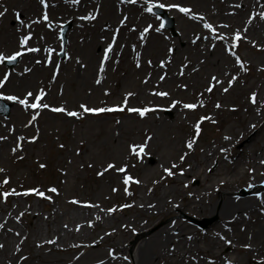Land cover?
I'll list each match as a JSON object with an SVG mask.
<instances>
[{"label": "rangeland", "instance_id": "obj_1", "mask_svg": "<svg viewBox=\"0 0 264 264\" xmlns=\"http://www.w3.org/2000/svg\"><path fill=\"white\" fill-rule=\"evenodd\" d=\"M23 1L29 4L33 0ZM50 1L56 3L53 8L50 7L49 11L51 13L55 7L65 11L70 9L72 7L70 3L73 0H46L47 3ZM19 2L21 0H0V11H3L4 8L8 10L11 7L18 6L17 3ZM159 3H164L166 7L162 9L170 17L174 18L176 34L166 28L160 32L154 30L162 20L153 12L149 13L147 8ZM170 4L191 8L193 13L203 16L204 19L197 18L192 20L177 8L172 10V8L167 7ZM226 4L225 0H147L138 10L140 11L139 15L142 16L144 14L142 21H140V17H137L138 15L135 14V11L131 14L126 11L123 18L126 17L127 19H124L123 28L115 27L114 30L110 28L113 30L111 32L109 28L104 27L109 33L103 37L105 38L103 43L108 39V45L115 40V48L117 46H128L129 48L126 50L127 56L126 53L122 55L123 50L119 53L113 52L111 56L109 53L110 57L105 65V71L100 73L99 68L96 67L98 69L91 72L92 76L90 78L80 82L77 81V78L73 80L72 75V72L75 73L76 71L71 62L73 61L76 64L78 58H73L69 53L72 50L71 45L73 43L69 37L73 32V23L68 19L66 21H58L55 24L57 28L55 38H53V41L49 40L46 44L53 51L51 53L48 50L44 52L48 59L44 64L46 68H44V73L40 75L42 77L31 86V92L35 96L40 89H43L47 95L41 103L46 102L52 107L64 106L68 110L78 111L80 116L71 118L64 113H54L50 109L44 108H29L31 109L29 114L20 115L15 110H12L9 103L0 99V104L2 105L0 109L5 107L11 110L10 115L0 116V136L7 137L5 140H0V168L5 170L0 172V181H3L6 177L10 178L7 185L0 184V194L5 191H11V189H15L18 193H23L28 189L38 188L45 193V196L51 197L50 200L46 198V200L40 201L35 194L26 196L10 195L5 202L2 195H0V218H5L9 210L14 209L13 216L16 219L23 212L24 215L15 224L20 231L26 232V226L34 220L33 215L40 218L47 217L50 212L56 209L59 213H66L71 211L74 206L77 207L79 204L82 206L88 202L99 205L100 208L106 211L110 208L116 209L114 215L118 222L111 223L108 220L107 223H109V231L117 230L118 236L122 239L124 237L123 227L130 226L129 216L131 214L136 215L133 209L124 207V205H129L131 200L138 205L139 197L143 192L148 193L149 196L154 197L152 199H155L161 195L164 189L175 190V201L178 204H182L185 193L191 188L199 187L202 182V178L193 177L187 181L186 186H183V184H178L177 180L179 178L178 173L184 167L180 157L182 155L185 156L189 152L187 141L192 135H196L195 131L193 134L192 126L196 125L200 118L204 116L207 104L210 103L214 112H216V115L212 118L215 123L211 120L209 122L205 121L200 125L201 131L196 136L198 140L193 143L191 151L202 144H212L217 138L230 137L228 140L231 141L233 138L231 130L238 129L236 116L241 113L234 112V109L241 104L243 106L247 105L249 97L254 92L258 93L259 99L264 100V20L259 19V24L262 25L259 35L256 36L255 33L251 35L246 32L244 33V40L237 42L233 39L234 28L230 24L231 20L225 19L224 14H222ZM95 8L96 5L90 7L93 11H95ZM93 11L90 13L91 15ZM259 12H264V9L262 11L259 10ZM245 14L244 20H247L253 12L248 10ZM9 15L10 12L7 11L6 15L0 18V37L4 28L3 23L8 19ZM95 17V21L91 22L87 30H84L86 32L90 31L89 35L84 33L78 39L79 47L89 45L93 37L92 31H95L94 27L103 21L104 23L107 22L109 20V12L106 9H99ZM121 19V16H118L117 23ZM204 23H211L218 34L229 37L230 50L240 57L244 67H240L235 56L230 57L227 54L228 51L226 53L227 47L215 45V49L220 51V54L224 52L227 57V61L224 62L226 63L225 66L234 68L229 71V74H226L228 70L227 68L225 69L226 75L221 76V81L224 82V85L219 89L212 90L210 93L206 91L210 86L209 80L211 77H220L219 73L214 71L207 72L209 80H205L200 87L194 89H191L190 81H187V79H178L174 82H168L166 79L161 80L162 71L153 72L155 64L158 63L161 67V64L164 63L165 67H167L169 61L166 60V54L174 53L175 46H180L185 51L188 42L187 38L189 40L191 38L196 39L197 36L201 38L209 36L211 38L209 30L203 27ZM220 25H229V27L221 28L219 27ZM66 26H69L66 35L67 43H63V31ZM146 28L148 29L147 32L144 31ZM141 36H143V39H141ZM4 42L0 39V53L5 55L13 54L14 52H11V48L4 45ZM211 42H215V39L211 38L210 43L205 44L212 47ZM102 44L98 48L96 47L98 60L104 54ZM89 49H91V43L88 46V51ZM133 49L139 52L140 59L132 62L128 57V53L133 55ZM191 51V48L188 47L186 53L181 56L182 61L177 67L183 61H186ZM68 55L70 56L69 58H67ZM51 56H54L56 60L49 63ZM23 60L22 57H18L13 68L8 67L7 61H5L2 64L0 79L5 75L4 71L10 74L17 70L20 64L21 66L24 65ZM148 61H151V64ZM137 63H139V67H137ZM57 65L59 66L58 74ZM79 65L77 64V67ZM14 75L12 74L11 78ZM14 77H17V75ZM234 77L236 78L235 82L230 86L229 81ZM97 79L101 80L100 84L96 83ZM184 85L186 87H183ZM225 88H228L227 92L223 91ZM158 91H167L170 95L168 97H160L152 94ZM106 92L109 94L106 95ZM128 92L134 93V96L128 100V107L155 109L158 115L155 113L141 117L136 113V116H131L127 114V107H125L124 112L112 111V114L101 113L94 115L83 112L79 107L81 104L89 107L123 106L125 94ZM28 99L29 103L34 102L32 98ZM174 101L200 102L204 106L197 107L194 110L190 109L189 118L185 121L184 115L180 120L178 114L174 112ZM217 104L221 105V107L217 108ZM223 108H226L231 113L228 121L224 120L225 114L222 115L219 112V109ZM36 110H39V112ZM248 114L244 110L242 116L245 117ZM33 116L36 117L35 120H33ZM163 120L165 124L169 121H174L177 126L171 125L164 128L162 125ZM117 121L120 123H117ZM261 132L262 135L258 138L260 144L264 143V129ZM21 136L25 138L24 141L18 140ZM147 136H150L151 140H147ZM34 137L35 139H33ZM172 142L176 144L177 152L172 147ZM6 143H9V145L2 148V145ZM18 143L21 147L13 153L12 149L17 147ZM132 143H147L148 147L145 149V153L147 151L148 153L144 154L142 158L130 155L129 145ZM246 143H248V140L241 141L231 149V152L235 154V152L243 150ZM60 145H63V148ZM159 156L164 158L161 171L157 168L145 169V166H155ZM109 163H115L117 167L127 165L126 173L117 172L114 169L105 171ZM174 163L178 167L172 169L174 175L169 176L164 169L171 168ZM41 164L45 165V167L41 168ZM236 165L241 167L234 178L229 175L230 172L226 174V177L231 182L230 188L236 189L240 197L248 198L251 191L242 187L241 183L249 175H258L263 169H256L252 165L251 158L241 160ZM208 167L210 173H214L218 168V164L215 161ZM223 169L226 173L228 172L226 164L223 165ZM100 172L104 174L98 175ZM126 175L134 178L128 185L123 183ZM136 180L139 183H136ZM51 187H56L58 194L48 192L47 189ZM113 189L117 190L113 191ZM72 200H77L80 203L73 204L71 203ZM32 205H34L33 208L28 212L29 207ZM143 215V213H140V217ZM140 217L137 219H140ZM169 219L178 220V223L183 225V228H188L186 231L197 229L200 232L208 230L217 222L215 216L198 218L192 215H183L181 212L173 213L169 216L162 211V213L154 214L152 218L154 222ZM206 220H212L214 223L212 222L206 229H203L199 223ZM19 222H21L20 225ZM65 222L67 220L62 221L61 224L63 225ZM107 231L108 229H101L94 234L105 237L104 234ZM230 233L233 234V238L240 240L242 247L245 244H250L251 248L256 249L264 245V218L262 213L253 212V214L249 215V219L245 220L244 223H240L237 228H232ZM201 241L202 243H199L202 248L201 255L190 256L186 259L175 258V262L168 263L164 261L162 264H224L223 258L220 257L221 254L217 256L218 258L214 255L218 252L229 255L230 249L222 248L216 252L213 251L215 249L212 248L209 240L202 239ZM29 245L31 246L30 242ZM250 249L240 248L239 251L232 254V257L237 261L236 264H262L264 262L262 258L256 259L254 249L252 253L248 252ZM35 250L37 251L36 247H32V249L27 246L22 247L14 264H61L59 263L60 260L65 264L72 256L67 250L58 252L46 250L43 247V249H40L41 259L35 260V258L31 259L28 256L31 253H35ZM80 251L76 250L73 253H78L76 259L80 256H85V251ZM135 251L133 248L127 252L130 261L133 260ZM24 257H27V259H24ZM98 258H101L99 253L98 255L95 253L88 255L89 262L98 261ZM251 258H254V260L249 263Z\"/></svg>", "mask_w": 264, "mask_h": 264}, {"label": "bare ground", "instance_id": "obj_2", "mask_svg": "<svg viewBox=\"0 0 264 264\" xmlns=\"http://www.w3.org/2000/svg\"><path fill=\"white\" fill-rule=\"evenodd\" d=\"M146 1L147 0H136L135 3H132L129 0H79L78 3H73L72 1L70 3L72 7L66 9V11L55 7L50 13V7L53 8L54 5H56V3L52 1L47 3L48 7L45 9L39 0H33L29 4L21 0V2L17 3L18 6L8 9L10 15L3 23L4 28L1 31L0 39L5 41L4 45L11 48V52H15L16 50L24 51L23 48L18 49V41L23 35L31 31L33 38L29 42V46L39 47L41 50L36 53L25 52L22 56L24 65L21 66L20 64L17 70L10 73L8 82L0 89V92H3L5 95H18L21 98H25V94L31 91V86L41 78L42 76L40 75L44 73V68H46L44 64L46 60H48L44 52L50 47L46 45L47 42L49 40L53 41V38H55L57 30L55 24L60 20L66 21V19L73 23V32L69 35L73 43L71 45L72 50L69 53L73 58H78L76 64L73 61L71 62L76 71L73 73L71 70L73 80L77 78L78 82L86 81L92 76L91 72L98 69L101 63V56L99 60L97 58V48L103 43L105 39L103 37L107 36L109 33L104 27L109 29L112 28L113 30L115 27L123 28V15L126 11L129 14L135 11V14L138 15L137 17H140V21H142L144 14H142V16L139 15L140 11L138 10ZM225 3L227 4L222 14H224L225 19L231 20L230 24L234 28L232 34L233 39H235V31L241 29V39L239 42L241 40L243 41L245 28H247L248 34L252 35L255 33L256 36L259 35V31L262 28V25L259 24V13H261L259 10L262 11L264 9V0H225ZM93 5H96L95 11L90 9ZM236 5H241V7H236ZM99 9H106L109 12V20L105 23L103 21L94 27L95 31H92L93 37L90 42L91 49L88 51L90 43L86 47H79L78 39L81 38L84 33L89 35L90 31L86 32L84 30H87L91 22H94L95 19H82V17L88 16L92 11V15L96 16ZM172 10H175V8H172ZM248 10H251L253 14L249 16L247 20H244V14ZM45 11H47L49 20L51 21L50 27L48 26V21L43 20V13ZM16 12L21 14V18L25 21V24L33 21H39V23H32L31 29L22 27L15 16ZM118 16H121L122 19L117 23ZM252 16H255V19H253L249 25L247 21ZM113 30H111V32ZM152 32H154V30H152ZM210 39L211 38L205 40L201 38L200 40H196L191 38L189 40V38H187L188 42L185 51L180 48V46L174 45L176 47V49L173 50L174 53L166 54V60L169 61V65L165 67L163 63L164 66L160 67V64L156 63L153 72L162 71L165 77L164 79L168 82H174L178 79H187V81H190L191 89H194L200 87L205 80H209L207 72L214 71L215 73H219L220 77L217 78L220 83L216 84L214 81H211V79L209 81L211 84L215 85L213 90L219 89L224 85V82L221 81V76L229 74V71H232L234 68L225 66L226 63L224 62L227 61V57L224 55V52L220 54V51H217L215 47L213 48L206 45L210 43ZM194 40L195 43H193ZM108 44L109 41L107 39L101 45L103 46L104 52L108 48ZM211 44L218 45L219 47H227L226 49H230L231 47V43L228 39L225 41L215 40V42H211ZM115 46L110 56L113 52L119 53L122 50L123 55L129 48L128 46H117V48H115ZM188 47L192 50L190 56L177 67L182 61L181 56L186 53ZM133 50V55L128 53V57L132 62L133 60L140 59L139 52L136 49ZM227 54L233 57L229 51ZM69 57L68 55L67 58ZM50 60L55 62L56 59L54 56H51ZM37 61L40 62L37 63ZM77 64H80V68L79 66L77 67ZM226 68L228 71L225 74L224 71ZM181 71H183V75H180ZM1 72L2 67L0 64V78ZM12 74L17 75V77H14V75L13 78H11ZM250 97L247 105L243 106L241 104L234 109V112L241 113L236 116L238 129L235 128L231 130L233 137L231 141L225 139V137L217 138L212 144H202L193 151L189 149V152L185 154V158L182 161L184 164L182 169L183 175L180 174L181 171L178 173L179 175L177 174L179 176L177 180L178 184L186 186L188 183L187 181L193 177L202 178V182L197 188L190 187L191 190L189 189L183 196L182 204H178L177 201H175V190L170 191L164 189L161 195L155 199H152L153 196H149L148 193L143 192L139 197L138 205H136L133 200L129 202V205H131L129 208L133 209L136 215L131 214L129 216L128 221L130 222V226L123 227L124 237L122 239L118 236L119 233L117 230L113 229L109 231V223H107L108 220H110L111 223L118 222V219H116L114 215L116 212H108L100 207H87L86 205L90 204L88 202L82 206L80 204L77 207L74 206L71 211L66 213H59L56 209L50 212L47 217L40 218L33 215L34 220L26 226V232L20 231L15 224L18 221L13 216L14 209L9 210L5 218H0V223L4 224V228L0 229V244L4 245V247L0 249V264H14V261L17 259L24 246L30 249H32V247L37 248L35 253L28 255L31 259L35 258V260L41 259L40 249H43V247L46 250H55L58 252L67 250L72 256L65 264H99L101 260L105 261L106 264H162L164 261L168 263L172 261L175 262V258L186 259L190 256L196 257L201 255L202 248L199 243H202V239L206 241L209 240L212 244V248L215 249H212L213 251L217 252L222 248L230 249L229 255L218 252L214 256L217 257L221 254L220 257L223 258L224 264H228L229 261L231 264H236L237 261L232 257V254L239 251L240 248H244L241 246L240 240L233 238V234L230 233V230L232 228H237L240 223H244L253 212L262 213V217L264 218V143L260 144L258 141V138L262 135L261 130L264 129V100L259 99L257 93V103L253 104ZM6 102L10 104L12 110H15L16 113L20 115H27L31 112V109H26L17 102ZM184 103L186 102L176 104L174 106V112L178 114L180 120L184 115V120L186 121L189 118L190 109H185L183 107ZM244 110L246 113H249L245 117L242 116ZM37 112H39V110ZM219 112L222 115L225 114V121L229 120V115L231 113L228 112L226 108L219 109ZM105 113L112 114L111 112ZM155 113L157 112L149 111L146 115ZM127 114L136 116V113L133 112H127ZM156 115H158V113ZM215 115L216 112H214L213 107L208 103L204 116L213 118ZM206 121L209 122L211 120ZM162 125L164 128H167L171 125L177 126V123L169 121L165 124L163 120ZM253 125H255V127H253ZM192 129L194 134L195 124L192 126ZM196 136L197 135H192L187 143L189 141H193V143L197 142L198 139ZM244 140H248L245 148L233 154L231 149ZM6 145H9V143L3 144L2 148L6 147ZM175 146L176 144H173L172 147L177 152ZM221 149H227V151H221ZM147 153L148 151L146 154ZM142 156H144V154L141 155V158ZM248 158H251L252 165H254L256 169L260 168L263 170L259 172L258 175H249V177L241 183L242 187L251 191L248 198H242L237 194L236 189L230 188L231 182L227 179L226 174L230 172L229 175L234 178L241 167L236 165L237 162L247 160ZM215 161L218 164V168L214 173H210L208 165ZM163 163L164 158L159 156L155 166H145V169L157 168L161 171ZM225 164L228 166L227 173L223 169V165ZM38 197L40 201H44L47 196ZM150 205L154 207H150ZM33 206L34 205L29 207L28 212L31 211ZM168 207L169 209L167 210ZM162 211L169 216L173 213L180 212L183 213V215H192L198 218L215 216L217 222L204 232H200L197 229L186 231L188 228H183V225H180L178 220H175L176 218L173 220L169 219L154 222L152 220L154 214L162 213ZM140 213L144 215L140 217ZM97 217H100V219H97ZM139 217L140 219H137ZM64 220H67V222L62 225L61 222ZM20 224L21 222H19V225ZM89 224H91V226H89ZM65 225H67V227H65ZM77 228H79V231H77ZM8 229H12V231H8ZM101 229H108L104 234L105 237L101 235L96 236L94 234L97 230ZM16 232H19L20 236H16ZM188 237H192V239L189 240ZM221 237L226 239H222ZM50 240H55L56 242L47 243V241ZM226 240H231V245H229ZM38 244L42 246L37 247ZM73 245L79 246L74 247ZM133 248L136 250L133 260L130 261L129 258L126 261L123 260L122 257H128L127 252ZM253 249L256 252V259H264V245L256 249L251 248L248 252L252 253ZM76 250L85 251V256H80L76 259L78 253L73 254ZM110 250H115V254L121 258L113 260L109 255ZM94 253L97 255L98 253L101 254V258H98V261L89 262L88 255ZM252 260H254V258L249 259V263ZM59 263L63 264V261L60 260Z\"/></svg>", "mask_w": 264, "mask_h": 264}, {"label": "snow or ice", "instance_id": "obj_3", "mask_svg": "<svg viewBox=\"0 0 264 264\" xmlns=\"http://www.w3.org/2000/svg\"><path fill=\"white\" fill-rule=\"evenodd\" d=\"M79 0H73V3H78ZM130 2L132 3H135L136 0H130ZM40 3L44 6L45 9H47L48 7V4L46 2V0H40ZM153 7H159V8H164L166 7V5L164 3H159L158 5H153L152 7H148L147 8V11L149 13H151L153 11ZM167 7L169 8H177L180 12L186 14L189 16L190 19L192 20H196L197 18L203 20L204 17L203 16H199L198 14H195L192 12V9L191 8H188V7H183V6H180V5H177V4H170V5H167ZM236 7H241V5H236ZM7 8H4L3 11H0V18L4 17L7 13ZM15 16L17 18V21L18 23L22 26V27H27L29 29H31L32 27V23H39V21H33L31 23H27L25 24V21L21 18V14L19 12H16L15 13ZM96 17L94 15H91L89 14L88 16L86 17H82V19H95ZM259 18L261 20H264V12H261L259 13ZM125 20L127 19L126 17L124 18ZM159 19V18H158ZM255 19V16H252L250 17V19L247 21V23L250 25L252 20ZM43 20L44 21H48V26L50 27L51 26V21L49 20V16H48V13L47 11H45L43 13ZM203 27L205 29H208L209 32L211 33V38L212 39H215V40H218V41H225L227 39H229V37L223 35V34H218L217 33V30L216 28L213 27V25L211 23H204ZM219 27L221 28H228L229 25H220ZM165 28V23L163 21H161V23L159 24V26H157L154 30L156 32H160L162 29ZM145 32L148 31V29L146 28L144 30ZM244 32L246 33L247 32V28L244 29ZM32 32L29 31L27 34L23 35L19 41H18V49L19 48H23L24 51H20V50H16L13 54H10V55H5L4 53H0V64H3L5 61L11 63V62H14L17 60L18 57H22L25 52H29V53H36V52H39L41 49L39 47H34V46H29V42L32 40ZM210 37L209 36H205L203 37V39L207 40L209 39ZM235 40L238 42L240 39H241V32L240 30H236L235 31ZM42 39V37H41ZM141 39H143V36H141ZM201 37L200 36H197L196 37V40H200ZM193 43H195V40L193 41ZM115 46V40L112 41V43L108 46V48L106 49V51L104 52L102 58H101V63L99 65V72L100 73H103L105 71V65L107 64L108 60H109V53L112 52V49L113 47ZM212 47L214 48L215 47V44L212 45ZM233 47H235V45H233ZM48 51L51 53L53 51V49H48ZM226 51H229L230 54H232L233 56H235V59L237 61V63L240 65L241 68L244 67V64L243 62L241 61L240 57L238 55H236L235 52H231L230 49H226ZM40 61H37V63H39ZM49 63H51V60L48 61ZM149 64H151V61H148ZM139 63H137V67H139ZM163 63L161 64V67H163ZM186 67V65H185ZM58 68L59 66L57 65V74H58ZM30 70V69H29ZM183 71H181L180 75H183ZM9 75L10 74H5L3 76L2 79H0V89H2L4 87V85L8 82L9 80ZM165 77L164 76H161L160 79L163 80ZM235 77L229 81V85L231 86L232 83L235 82ZM211 81H214L216 84L220 83V81L218 80L217 77L213 76L211 78ZM96 83L97 84H100L101 83V80L100 79H97L96 80ZM145 83H147V81H145ZM215 85L214 84H211L210 82V86L206 89L207 92H212L213 90V87ZM183 87H186V85H184ZM224 92H227L228 91V88H225L223 90ZM106 95H108L109 93H105ZM153 95H156V96H160V97H168L170 94L167 92V91H158V92H154L152 93ZM47 95V93L43 90V89H40L38 94H36L35 96L33 95V92L31 91H28L26 94H25V98H21L20 96L18 95H5L3 92H0V99L2 100H5V101H13V102H17L19 103L20 105H23L26 109L27 108H32V109H36V108H44V109H50L52 112H57V113H64L65 115L69 116V117H79L80 116V113L78 111H71V110H68L66 107L64 106H59V107H52L50 106L48 103H41V101H43L44 97ZM134 96V93L132 92H128L125 94V97H124V100H123V106L121 105H116V106H113V107H89L87 105H84V104H81L79 107L80 109L83 110V112L85 113H91V114H94V115H99L101 113H105V112H112V111H124L125 110V107H127V111L132 113H138L139 116L141 117H144L146 115V113H148L149 111H154L155 109H149L147 107H141V108H136V107H128V100L130 97ZM257 93H253L250 97V100L253 104H256L257 103ZM28 98H32V100L34 102L32 103H29V99ZM181 103L180 101H174L173 102V107L176 105V104H179ZM204 105L200 102H197V103H184L183 104V107L185 109H196L197 107H203ZM217 108L221 107V105L217 104L216 105ZM36 117L33 116V120H35ZM205 120H212V117L210 116H203L200 118V121L197 122V124L195 125V132H196V135L198 136L200 131H201V128H200V123H202L203 121ZM213 123H215L214 120H212ZM117 123H120L119 121H117ZM253 127H255V125H253ZM14 130V129H13ZM7 139V137H3V136H0V140H5ZM24 137H19L18 140L19 141H24ZM35 139V137L33 138ZM147 140H151V137L150 136H147L146 137ZM225 139H230V137H225ZM21 147V145L18 143L17 144V147H14L12 149L13 153H15L17 151V149ZM61 148H63V145H60ZM148 147L147 143H144V144H135V143H132L129 145V154L130 155H135L137 156L138 158L141 157V154H146L145 153V149ZM193 147V141H189L187 143V148L191 149ZM221 151H227V149H221ZM184 156L182 155L180 157L181 161L184 160ZM22 159V157H21ZM41 168H44L45 165L41 164L40 165ZM89 167H91V165H89ZM178 167L175 163L172 165L171 168H165L164 171L168 173L169 176H172L174 175V172L172 171V169ZM116 170L117 172H121V173H126L127 171V165H122L120 167H117V165L115 163H109L107 165V167L105 168V171H108V170ZM5 170L3 168H0V172H4ZM251 171H254V170H251ZM104 173L103 172H100L98 173V175H103ZM181 175H183V171H181L180 173ZM9 179L8 177H6L3 181H0V184H4V185H7L9 183ZM134 178L129 176V175H126L123 179V183L125 185H128L130 181H132ZM136 183H139L138 180L135 181ZM117 189H113V191H116ZM48 192H51V193H56L58 194V189L56 187H51L49 189H47ZM125 191H127V189H125ZM29 194H35L37 196H41V197H45V193L40 191L38 188H32V189H28L26 190L25 192L23 193H18L16 192L15 189H11V191H5L3 192L2 194V197L4 199V201L6 202L7 198L10 196V195H29ZM47 199H51V197H45ZM71 203L73 204H79L80 202L77 201V200H72ZM87 207H99V205H94V204H87L86 205ZM131 205H124V207H130ZM150 207H154L152 205H150ZM116 209L114 208H110V209H107L108 212H114ZM24 215L23 212H21L19 214V216L17 217V220L19 221V218L22 217ZM97 219H100V217H97ZM89 226H91V224H89ZM65 227H67V225H65ZM4 228V224L3 223H0V229H3ZM8 231H12V229H8ZM77 231H79V228H77ZM16 236H20V233L19 232H16L15 233ZM222 239H226L224 237H221ZM26 239V237H25ZM189 240L192 239V237H188ZM56 241L55 240H50V241H47V243H55ZM226 242L231 245L232 241L231 240H226ZM42 245L38 244L37 247H41ZM74 247H78L79 245H73ZM4 247L3 244H0V249H2ZM244 248L246 249H250L251 248V245L250 244H245L243 245ZM109 255L110 257L113 259V260H116V259H120L121 257L117 256L115 254V250H110L109 252ZM24 259H27V257H24ZM123 260H127L128 257H122ZM99 264H106L105 261L101 260L99 261ZM228 264H231V262L229 261ZM262 264H264V262H262Z\"/></svg>", "mask_w": 264, "mask_h": 264}, {"label": "water", "instance_id": "obj_4", "mask_svg": "<svg viewBox=\"0 0 264 264\" xmlns=\"http://www.w3.org/2000/svg\"><path fill=\"white\" fill-rule=\"evenodd\" d=\"M159 13H161L160 10H157ZM164 20H165V26L173 29L174 21L172 19H169L168 16L164 13L162 14Z\"/></svg>", "mask_w": 264, "mask_h": 264}]
</instances>
